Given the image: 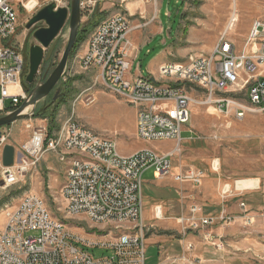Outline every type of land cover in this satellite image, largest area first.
<instances>
[{
	"label": "rangeland",
	"instance_id": "rangeland-1",
	"mask_svg": "<svg viewBox=\"0 0 264 264\" xmlns=\"http://www.w3.org/2000/svg\"><path fill=\"white\" fill-rule=\"evenodd\" d=\"M125 1L86 0L83 11L81 12L80 9L81 20L78 28L80 29L83 24L91 22L94 26L90 27L89 32L76 48L74 42L62 77L46 97L29 109L30 116L0 126V137L5 136L4 143L0 145V225L6 209L14 208L21 197L31 193L39 196L52 217L65 224L70 232L75 234L78 229H84V232L95 231L96 234H101L102 225L93 223L82 216L69 217L62 209L59 191L65 180L66 165L61 164L63 162L57 158L56 154L52 152L56 164L60 165L58 167L59 177L58 183L52 185L51 174L54 171L47 169L41 162L42 155L51 151L37 154V160H35V156L29 155L23 150V146L32 139L33 131L36 128L45 127L46 134L52 137L65 121L73 118L80 125L88 127L101 136L115 140L118 152L124 156H129V153L138 150L143 144L142 149L152 147L162 152H172L169 173L161 178L155 177L159 182L171 180L173 185L175 184L174 188H171L169 183H164L165 185L162 184L164 186L155 188L149 184L148 189L146 182L154 179L151 176L152 169L142 175V218L145 223L143 231L146 237L144 241L145 264H264V231H261L264 229V209L253 213L251 216L254 219L249 223L243 218H239L241 213H237L232 215L236 218L235 220L218 224V226L227 228L225 235L214 236L216 239H221L216 242V244H221L220 248H216L213 243L209 244L211 241L207 238L210 228L213 229L214 226H217L215 223L220 222L215 220L210 228L206 226L195 231L187 229L184 223L179 222L180 217L187 215L191 203H195L199 208V214L208 213L205 211L208 202L202 198L200 192L205 180L213 182L216 198L219 197L222 186L229 189L228 194H230V198H233L232 201L239 197L246 201L250 194L246 190L234 188L236 180L256 178L257 184L264 190V111L252 108L247 98V91L252 80L246 87L236 90V92L223 93L247 104L248 108L241 118H236L232 112L217 113L207 104H201L200 101H203L205 97L203 90L193 84H186V91L194 99L191 105V118L183 125L182 140L178 149L174 150L175 145L171 140L153 143H144L139 140L136 136L135 108L130 106L120 94L109 90L96 69L83 70L78 63L88 48L87 41L95 26L100 20L113 15V13H120L126 17L130 26L127 37L132 45L134 42L130 38V33L135 28L148 29V33L154 31V26L159 28L161 25L164 28L162 32L158 31L159 34L151 36L148 43L144 45L138 60L142 63L143 69L151 59H159L165 51L170 60L178 61L176 63H186L190 57L208 55L219 39L218 34L222 32L229 15L230 20L236 16L237 18L233 19L234 27L229 30L227 37L229 36L232 41L235 40L237 49L240 51L244 48L247 39L245 36L249 32L251 21L259 20L264 24V0H144L150 3L152 11L149 16H144L143 19H141L140 13L137 14L140 26L133 25L131 19L129 20L125 15L129 12L125 11ZM50 3L54 2L39 0V5L34 11H27L22 7L17 9V31L10 37L7 44L12 45L22 60H25L22 75H25L28 69V49L36 43L32 34L39 27L45 26L43 21H38L30 28H26L25 24L39 8ZM69 5L70 0L65 7L69 8ZM219 11H224V14L220 19H217ZM91 15H94V18L91 19ZM217 20L222 21L216 25ZM62 28L56 38V45L49 60L41 64L34 82L27 84L29 91L33 86L44 81L60 60L62 51L67 44L68 22ZM148 33L147 36H149ZM250 47L251 49L255 48L250 45L246 47V50ZM135 53L133 45L132 55ZM44 76L46 77L44 78ZM167 80L160 76L159 81L153 83L161 85ZM21 88L23 90L22 86ZM29 91H24L25 98ZM89 93L93 94L94 99L85 103L84 99ZM55 96L56 99L53 100ZM22 101L17 106L11 105V110L20 106ZM5 107L0 110V115L11 112V110L4 112ZM48 127L55 130L49 133ZM189 135H192L191 138L185 140ZM5 144L13 145L16 150L11 166L15 171L25 161V172H15V179L11 184H7L1 173V154ZM217 160L219 167L217 172H214L210 165L213 162L216 165ZM193 167L201 169L202 174H206V178L202 179L200 185L177 182L174 179L176 173L193 169ZM226 185L230 187L227 188ZM153 194L156 199L152 201ZM149 204L152 215L150 219H146ZM156 206H161L162 218L155 217L154 208ZM216 216L218 215L213 217ZM97 229L100 230L97 231ZM152 236H157V238L149 239L153 238ZM189 243L193 245L192 250H194L191 255L185 250ZM92 252L96 256L105 254L96 249ZM197 253H201V257ZM223 261L224 263H222Z\"/></svg>",
	"mask_w": 264,
	"mask_h": 264
},
{
	"label": "built area",
	"instance_id": "built-area-1",
	"mask_svg": "<svg viewBox=\"0 0 264 264\" xmlns=\"http://www.w3.org/2000/svg\"><path fill=\"white\" fill-rule=\"evenodd\" d=\"M52 1L56 6L65 7L69 0H48ZM85 2L80 3L81 12ZM38 5L39 0H0V110L5 101L17 106L25 99L21 88L25 60L7 43L17 31V9L34 11ZM229 21L233 25V19ZM252 22L242 50L235 49L223 30L208 55L190 57L186 63L161 65L159 76L168 80L156 85L146 77H129L131 59L135 57L127 37L130 26L123 14L113 13L95 26L78 63L83 70L96 69L104 85L135 108L139 140L144 143L171 140L175 150L182 140V127L191 118L194 101L185 89L186 84L203 90L205 97L201 104H207L217 113L232 112L241 118L247 104L223 93L236 92L252 80L247 98L252 108L264 111V78L255 75L258 66H264V42H258L264 33V24L259 20ZM250 45L255 48L247 51ZM93 99L89 93L84 101L89 103ZM46 133L45 127L36 128L23 150L35 156V160L37 154L51 151L65 162V180L59 191L62 209L69 217L82 216L102 225L101 230L97 229L101 234L70 232L65 224L52 217L39 196L25 194L14 208H7L4 213L0 264H145L142 174L152 168L154 176H166L172 152L147 147L124 156L118 152L115 140L101 136L73 118L65 121L54 136ZM36 136L39 140L35 143ZM4 141L5 136H1L0 145ZM21 164L16 171L2 166L1 173L7 184L13 183L15 172H25V161ZM218 167V163L213 164V169ZM203 177L201 170L193 168L178 172L174 179L198 186ZM221 189L224 198L229 189L224 186ZM239 207L242 210L239 218L251 222L254 218L246 215V204L239 201ZM154 210L155 217L160 218L161 208L156 206ZM235 219L224 212L216 217H204L196 204L191 203L187 215L180 217L179 222L195 231L210 226L215 220L225 223ZM207 238L212 241L210 235ZM213 244L216 248L221 246ZM192 246L189 243L185 247L189 255L194 251ZM95 249L105 254L96 256L92 252Z\"/></svg>",
	"mask_w": 264,
	"mask_h": 264
},
{
	"label": "crops",
	"instance_id": "crops-1",
	"mask_svg": "<svg viewBox=\"0 0 264 264\" xmlns=\"http://www.w3.org/2000/svg\"><path fill=\"white\" fill-rule=\"evenodd\" d=\"M126 10H127V12L128 11L129 12H128V14L125 12L126 13L125 15H127L129 20L131 19V22H132L133 25H137V26H140L139 25L140 23L138 22L137 14L140 13V15L142 16L141 19H143L144 16H149L151 14V11H152L150 3L145 2L144 0H126L125 1V11ZM223 14H224V11H221V12L219 11L218 14H217V19H220ZM158 15H159V12H158ZM229 18H230V15H229L228 19L226 18L225 25H224V27H223V29L221 31L226 30V32L229 33V30L232 27H234V23H233V25L230 26V23H229L230 19ZM236 18H237V16L235 17V20H236ZM221 21L217 20V22H216L217 24L216 25H218ZM157 23L159 24L158 21H157ZM251 25H252V21H251ZM154 27H155L154 31H150L149 33L147 32L148 29H145V28L141 29L139 27L135 28L130 33V38L134 42L133 45L135 47V52H136L135 56L136 57H134L131 60V65H130V69H129V71H130L129 72V77L130 76L131 77H138L139 76V77H143V78L146 77L152 82H158L159 79H160L159 70H158L159 67L162 64H166V63H174L175 64L176 62H178V61L170 60L168 53L166 54V51H165V52L162 53V56L159 59H155V60L151 59L146 64L145 68L143 69L142 63L140 61H138V60L141 57L140 55H141V52H142V50L144 48V45L148 43V39H150L151 36H153L155 34H159V32H162L164 30V28L161 25H159V28H156L157 26H154ZM147 33L149 34V36H147ZM218 36H219V34H218ZM228 38H230V37L228 36ZM259 40L264 42V33L261 34V39H259ZM233 43L235 44V48L237 49V45H236L235 40H233ZM238 50L239 49H237V51ZM247 50L249 51L250 48H248ZM146 52L148 53V50ZM256 75H260L261 77H264V66H262V65L258 66V69L256 71ZM12 89L14 90L15 88H12ZM246 90H247V88H246ZM3 105L4 106H9V102L5 101L3 103ZM189 131L191 132V130H189ZM191 136L192 135H189L185 140H188L189 138H191ZM143 147H144V144L142 145L141 148H143ZM141 148H139V149H141ZM15 152H16V150H15ZM132 153H129L128 155H130ZM41 158H42L41 162H43L45 164V167L47 169L49 168V169L54 171L51 174V179H53L52 185L57 184L58 183V177H59L58 167L60 165L56 164L57 162L55 160V156L52 154V152H46V153H44L42 155ZM217 163H218V160H217ZM61 164L63 166H65V164H63V163H61ZM210 167H211L212 170H214V172H217L215 169H213V163H211ZM193 168H195V167H193ZM150 169H152V168H148V170H150ZM148 170H146L145 172H147ZM217 170H218V168H217ZM151 176H153L154 179L149 180V182H146V183H148V189L150 187L149 184L155 188L156 186H164L165 185L164 183H169V185H171V188H174L175 184L173 185V182L171 180H169V181H165L164 180V182H159L156 179V177L154 176V174H153V169H152V172H151ZM203 178L204 179L206 178V174H204ZM162 184H164V185H162ZM212 184H213V182H211L210 180H205L204 184L200 188V192L202 194V198L206 199L207 202H208L207 203V208H205V211H207L208 213H206L205 215H202V213H201L202 216H204V217H207V216H210V215L214 216V215H218L221 212H224V213H227V214H231V215H234V214H237V213L238 214L242 213V210L239 207V201L240 200L244 201V200L241 197H239V199H235V201H232L233 198L229 197L230 194L225 195L224 198H222L221 195H220V192H221L220 191L219 192V197L216 198V195H215V192H214V187L212 186ZM240 190H246V191L250 192L249 197L246 199V201H244V203H246V215L247 216H251L253 213L255 214L256 211H261L262 209H264V190H262V188L259 187L258 184L256 186H254L253 188H245V189H240ZM156 192H155V194H156ZM155 199L156 198L154 197V194H153L151 200L153 201ZM152 201L150 202V204L152 203ZM161 203H163V202H161ZM150 204H149V210L147 212L148 216L146 217V219H150V216L152 215L151 214V206H150ZM159 207L161 208V206H159ZM162 214H163V210L161 208V217L160 218H162ZM3 223H4V217H3L2 224L0 225V231L4 227ZM213 224H211V225H213ZM218 224H222V223H215V225H217V226H214L213 229L210 228V226H211L210 225L209 226V228H210L209 232L207 231L208 229H206V231L208 232L207 234L210 235V237H212V241L209 244H212L213 242L216 243L218 240H221L220 238L216 239V237H221L222 235H225V233L227 232V228L226 227L224 228L223 226H218ZM77 231H78L77 233H80V234L84 233V229L83 230L78 229ZM261 231H264V229L261 230ZM205 234H206V232H205ZM214 236H216V237H214ZM156 238H157V236H154L153 238H149V239H154L155 240ZM197 254L201 257V255H200L201 253H197ZM222 263H224V261ZM211 264H214V263H211Z\"/></svg>",
	"mask_w": 264,
	"mask_h": 264
},
{
	"label": "water",
	"instance_id": "water-1",
	"mask_svg": "<svg viewBox=\"0 0 264 264\" xmlns=\"http://www.w3.org/2000/svg\"><path fill=\"white\" fill-rule=\"evenodd\" d=\"M82 0H70L69 8L56 7L54 3H50L42 8L26 22L25 27L30 28L38 21H43L45 26L39 27L33 32V37L36 43L32 44L28 49V69L25 75H22L21 86L32 84L44 61L49 60L54 51L55 42L58 34L63 29L62 27L68 22L69 33L66 41V46L62 51L60 60L55 65L49 76L40 84L31 88L26 98L20 106L11 110V112L0 115V126L11 124L17 119L30 116L29 109L34 107L38 101L46 97L58 80L64 74V69L68 62L69 53L74 46L78 27L81 20L80 2ZM94 15H91V19ZM56 99V96L53 100ZM15 157L13 145L5 144L2 147L1 166L11 167Z\"/></svg>",
	"mask_w": 264,
	"mask_h": 264
},
{
	"label": "trees",
	"instance_id": "trees-1",
	"mask_svg": "<svg viewBox=\"0 0 264 264\" xmlns=\"http://www.w3.org/2000/svg\"><path fill=\"white\" fill-rule=\"evenodd\" d=\"M91 24H92V22L91 23H85V24H83V26L80 27V29L78 30L77 36H76V41H75L76 45H75V48L77 47V45L79 44V42L82 39H84V37L86 36V34L89 32L90 27L93 28L94 25L93 24L91 25ZM23 90L24 91L27 90V92L29 91V89H27V85H25V87H23ZM11 107L12 106H6L4 108V112H7V111L11 110L12 109ZM53 130H55V129L52 128V127H48V130L47 131L50 133Z\"/></svg>",
	"mask_w": 264,
	"mask_h": 264
},
{
	"label": "bare ground",
	"instance_id": "bare-ground-1",
	"mask_svg": "<svg viewBox=\"0 0 264 264\" xmlns=\"http://www.w3.org/2000/svg\"><path fill=\"white\" fill-rule=\"evenodd\" d=\"M233 19H235V17ZM38 140H39V136H36L35 143ZM257 182H258V180L256 178H254V179H248V178L247 179H239V180H236L235 181L234 188H236L237 190H239V189H245V188H253L254 186L257 185ZM226 186L227 187H230L229 185H226Z\"/></svg>",
	"mask_w": 264,
	"mask_h": 264
}]
</instances>
